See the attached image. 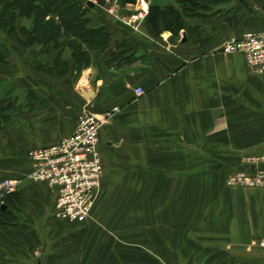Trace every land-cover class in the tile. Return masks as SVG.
<instances>
[{
  "label": "crops",
  "instance_id": "0c3cea01",
  "mask_svg": "<svg viewBox=\"0 0 264 264\" xmlns=\"http://www.w3.org/2000/svg\"><path fill=\"white\" fill-rule=\"evenodd\" d=\"M198 2L186 17L191 27L177 36L156 33L146 21L128 31L97 2L88 6L89 25L106 27L109 41L105 48L85 45L89 61L82 65L67 56L65 36L56 49L4 40L0 98L15 91V108L3 114L15 129L1 121L5 146L14 150L0 153V181L18 183L4 197L0 264H73L88 223L56 215L53 193L25 177L26 152L69 134L81 111L113 106L119 110L99 131L103 170L94 212H142L175 264H264V185L225 184L244 157L264 153V73L251 72L242 53L220 49L224 39L264 27V0ZM60 50L61 73L54 65ZM136 87L144 93L136 96ZM171 227L192 236L182 232L169 244ZM163 254L151 258L163 264ZM83 259L81 253L78 263Z\"/></svg>",
  "mask_w": 264,
  "mask_h": 264
},
{
  "label": "built area",
  "instance_id": "2783aa9c",
  "mask_svg": "<svg viewBox=\"0 0 264 264\" xmlns=\"http://www.w3.org/2000/svg\"><path fill=\"white\" fill-rule=\"evenodd\" d=\"M83 1L84 4L87 1L96 4V0ZM138 5L137 14L117 16V19L137 29V21L144 20L148 11L144 0H140ZM220 49L223 53H242L251 72L264 73V27L246 30L239 37H228L222 41ZM134 93L140 96L144 90L136 87ZM118 110V106H113L102 113L81 111L69 134L49 145L27 150L26 158L31 169L25 177L45 184L53 193L57 216L72 222L83 220L90 214L103 170L98 146L99 131ZM17 183L15 178L0 181L1 203L5 196L16 190ZM225 184L245 188L263 186L264 153L244 157L240 168L227 176ZM259 246L264 247V242H259Z\"/></svg>",
  "mask_w": 264,
  "mask_h": 264
},
{
  "label": "rangeland",
  "instance_id": "374dc122",
  "mask_svg": "<svg viewBox=\"0 0 264 264\" xmlns=\"http://www.w3.org/2000/svg\"><path fill=\"white\" fill-rule=\"evenodd\" d=\"M144 1L147 5H149L147 0ZM96 2L98 8L108 14L113 16H127L138 13V4L140 0H136L134 4H121L118 0H96ZM171 2L164 4L163 6L168 4H173L175 6L180 5L177 0H172ZM14 22L20 26L25 24L29 28L33 23V15H17ZM143 22L144 20L137 21L138 29L142 27ZM187 26L191 27L190 25ZM2 35L9 39H5ZM21 39V36L19 37L17 34H10L5 26H0V43L3 48L7 46L6 43H4V40H10L12 43L17 41L24 48L35 43H39L36 41L32 43H21ZM58 46L59 39L57 40V44L52 48L56 49ZM68 55H70V57L73 58L78 65H82L77 58L73 57V55L69 53V51L67 53V56ZM54 61L56 71L61 73L66 66V60L61 50L55 56ZM3 68V66H0V70ZM45 70L51 71V68L45 67ZM12 91L13 92H6L7 94L0 98L3 100L0 103V124L1 121H3L4 126H6L10 131H14L15 123L9 115L3 114L5 110H13L15 108V91ZM1 136L2 134L0 132V153L2 155H8L14 149L7 148L3 137ZM100 189L101 182L90 214L83 220H77L79 222H87L89 228L86 237L81 241L84 247H79L76 252H73V264H79L78 258H80L81 253L84 254V259L80 262V264H98L96 260L100 261V258H103L104 262L107 260H113L119 264H161L160 261H154L151 256L153 257L155 255L157 256L163 254L161 250L163 247L157 242L154 232L151 231V229L145 228L147 227V225H145L146 219L144 218V214L142 212L129 213L125 211L121 213H111L110 211H105V213H99L98 215L94 212L95 206L100 197ZM170 224H172V222H170ZM167 232L169 233V244H174L175 241H171V239H174L173 237H175V235L181 234L182 232L188 236H192L191 230L182 231L181 229H176L174 227L169 228ZM166 254L167 255H165V253L163 254L164 258H166L162 261L163 264H175L171 258L172 255H170V252L167 251Z\"/></svg>",
  "mask_w": 264,
  "mask_h": 264
},
{
  "label": "trees",
  "instance_id": "16d2710c",
  "mask_svg": "<svg viewBox=\"0 0 264 264\" xmlns=\"http://www.w3.org/2000/svg\"><path fill=\"white\" fill-rule=\"evenodd\" d=\"M118 1L121 4L136 2V0ZM177 1L180 3L179 8L173 4L159 6L149 3L144 21L156 33L167 30L173 36H177L181 29L187 28L186 17L194 14V9L201 7L198 1L217 3L223 0ZM87 10L89 7L83 0H0V26H5L10 34H17L15 17L33 15L32 26L28 28L23 24L18 29L25 35L21 43L36 41L55 46L59 37L65 36L73 57L81 64H87L89 54L85 45L90 48H105L109 41V31L106 27L89 25ZM6 62L5 48L0 43V66ZM2 101L0 99V103ZM3 203L0 202V216L5 214L1 208Z\"/></svg>",
  "mask_w": 264,
  "mask_h": 264
},
{
  "label": "water",
  "instance_id": "95a60500",
  "mask_svg": "<svg viewBox=\"0 0 264 264\" xmlns=\"http://www.w3.org/2000/svg\"><path fill=\"white\" fill-rule=\"evenodd\" d=\"M86 5L91 7V6H93V3L91 1H87ZM117 24L120 25L121 27H123L124 29L128 30V31L133 30V28L131 26L127 25L126 23L122 22L121 20H118ZM3 207H4V205L1 204V208H3Z\"/></svg>",
  "mask_w": 264,
  "mask_h": 264
},
{
  "label": "bare ground",
  "instance_id": "6f19581e",
  "mask_svg": "<svg viewBox=\"0 0 264 264\" xmlns=\"http://www.w3.org/2000/svg\"><path fill=\"white\" fill-rule=\"evenodd\" d=\"M143 5H145V3L143 2Z\"/></svg>",
  "mask_w": 264,
  "mask_h": 264
}]
</instances>
